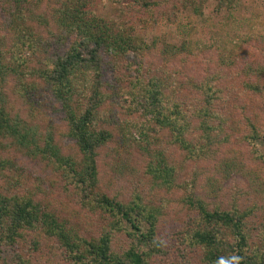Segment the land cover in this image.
<instances>
[{
	"label": "rangeland",
	"instance_id": "rangeland-1",
	"mask_svg": "<svg viewBox=\"0 0 264 264\" xmlns=\"http://www.w3.org/2000/svg\"><path fill=\"white\" fill-rule=\"evenodd\" d=\"M30 1L28 7L36 5L45 25L25 24L24 33H30L32 41L25 43L23 38L21 44L36 54H26L29 60L23 69L11 71L16 59L9 53L1 57L0 64L9 66L0 73V102L40 149H27L14 137L0 135V192L31 197L79 235L99 236L110 218L91 210L83 196L81 189L87 186L70 167L72 163L78 168L80 148L60 101L36 72L41 65L37 59L68 46L72 33L59 28L56 0ZM178 1L179 7L167 1L147 10L137 0H89L96 15L135 35L133 42L145 48L138 51L143 53L139 72L122 55L103 53L109 63L104 74L111 97L100 108L98 125L110 132V138L97 149L94 186L86 193H105L124 203L140 196L137 200L156 209L154 234L162 253L151 256V264H204L203 251L187 242L197 223L198 201L210 210L237 209L254 239L264 232V94L245 88L255 80L253 71L264 74V0H234L232 7L222 8L217 0H203L201 14L187 8V0ZM5 23L0 8V42L1 35H9ZM136 72L149 83L145 89L153 88L151 77L157 79L164 105H184L190 111L203 98L212 97L215 106L227 102L223 130L217 119L211 120L217 128L213 131L197 126L187 138L191 152L176 143L167 128L145 130L146 139L127 129L125 122L139 117L131 110L138 98L135 90L142 86L135 81ZM207 80L205 87H198ZM248 121L258 126L259 135L253 134ZM162 156L171 167L167 184L155 183L149 170ZM116 237L125 246L130 241L123 230L112 238ZM20 257L30 264H71L55 237L35 240L27 234L15 243L0 241V264H19Z\"/></svg>",
	"mask_w": 264,
	"mask_h": 264
},
{
	"label": "trees",
	"instance_id": "trees-1",
	"mask_svg": "<svg viewBox=\"0 0 264 264\" xmlns=\"http://www.w3.org/2000/svg\"><path fill=\"white\" fill-rule=\"evenodd\" d=\"M167 1L173 3L171 7L177 6L180 2L137 0L147 10L164 5L163 2ZM186 2L187 8L191 7L194 14L202 13L203 0ZM233 2L234 0H217V6L232 7ZM29 3L30 0H4L0 4L6 18L4 25L7 26L9 33L1 35L0 59L8 53L11 54L16 59L11 63L13 66L10 65L12 69L9 67L13 72H18L28 63L27 53L36 54L29 45L24 48L21 44L23 38L25 43L32 41L31 34L24 33L25 24L38 21L45 25L44 17L35 12L36 5L30 8L27 5ZM56 3L59 28L70 31L72 41L59 52L46 54L37 59L41 65L36 72L49 86L53 96L60 101L69 130L80 148L82 159L78 162V168L75 169L72 163L70 167L76 171L78 180L86 185V188H91L94 186L97 149L110 138V132L98 125L102 111L100 108L106 98L111 97L106 91L108 85L104 74L105 65L109 66V63H106L103 53L122 55L126 62L135 64L139 72L143 53L138 51L145 47H140L136 40L133 42L136 39L135 35L126 34L111 22L96 15L89 0H56ZM8 66L0 64V73L4 75ZM262 71L260 69L253 71L255 80L245 83L247 90L264 94ZM134 78L136 83L143 86L139 87L141 90H135L138 98L131 101V110L137 112L139 117L136 121L131 123L126 121L125 124L127 129L137 132L142 139H146L145 130L155 133L156 128H167L172 132L176 143L192 152L190 140L187 138L192 137L198 130L197 126L204 131H213L217 128L211 124V120L217 119L220 122L219 128L223 130L222 125L227 122L225 115L229 112L227 102L223 101L215 106L212 97L207 100L203 98L195 110L191 108L190 111H185L188 107L184 105L185 109L163 104L162 87L156 83V78L151 77L150 84H153V88L150 89L144 88H147L149 83L142 82L137 72ZM258 78L261 79L260 83H256ZM208 81L210 80L202 82L198 87H205ZM25 87L29 88L27 85ZM131 96L130 91L129 98ZM10 115L8 108L0 102V135L14 137L27 149H30L31 145L34 149H40L36 140L29 136L30 133L23 131L22 127L19 128L20 122ZM247 124L253 134L256 136L260 134L257 125L249 121ZM157 160L159 162L149 166L153 181L167 184L171 167L163 156ZM86 188L83 187L81 190L83 196L91 203L90 209L108 214L110 218L109 227L103 228L99 236L85 238L79 235L31 197L0 192V241L15 243L20 238L24 239L27 234L35 240L51 236L60 241L65 249V257L69 258L71 264H151L150 257L162 253L161 242L154 234L153 221L156 209L137 200L140 196L124 203L105 193H96L91 197L86 193ZM196 208L197 223L187 242L190 246L203 251L204 264H264V232L257 234L259 241L254 239L255 235L250 232L244 217L237 209L210 210L199 201L196 202ZM124 222L129 225L130 231L126 230ZM144 222L148 224L147 228L143 227ZM122 230L130 240L126 246L124 243L121 244L117 237L112 238ZM19 264L30 262L27 258L20 257Z\"/></svg>",
	"mask_w": 264,
	"mask_h": 264
},
{
	"label": "clouds",
	"instance_id": "clouds-1",
	"mask_svg": "<svg viewBox=\"0 0 264 264\" xmlns=\"http://www.w3.org/2000/svg\"><path fill=\"white\" fill-rule=\"evenodd\" d=\"M236 259H238V258H236Z\"/></svg>",
	"mask_w": 264,
	"mask_h": 264
}]
</instances>
